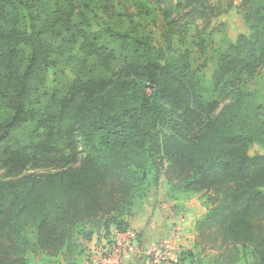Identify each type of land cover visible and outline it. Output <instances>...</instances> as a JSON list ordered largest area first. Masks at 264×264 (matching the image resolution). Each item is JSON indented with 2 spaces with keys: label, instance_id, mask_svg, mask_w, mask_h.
<instances>
[{
  "label": "trees",
  "instance_id": "1",
  "mask_svg": "<svg viewBox=\"0 0 264 264\" xmlns=\"http://www.w3.org/2000/svg\"><path fill=\"white\" fill-rule=\"evenodd\" d=\"M124 4L156 11L160 35L214 10L179 0L185 14L169 19L158 0H0V264H81L91 238L129 227L163 162L172 190L207 196L196 229L210 264H264V0H241L250 34L216 52L211 100L188 48L161 57L135 28L93 30ZM52 70L70 76L48 85ZM177 263L205 264L192 249Z\"/></svg>",
  "mask_w": 264,
  "mask_h": 264
},
{
  "label": "rangeland",
  "instance_id": "2",
  "mask_svg": "<svg viewBox=\"0 0 264 264\" xmlns=\"http://www.w3.org/2000/svg\"><path fill=\"white\" fill-rule=\"evenodd\" d=\"M158 1L161 3L160 8L165 10L166 15H168L166 18L169 19L175 18L179 14H185L187 10L177 8L176 5L179 0ZM240 4L241 0H207L206 6L212 7L214 10L212 12L209 10L206 11L204 16H196L194 21L186 28V31L178 34L175 33L174 26L166 25V27L164 26L163 33L160 35L157 30L158 26L161 25L162 18H160L156 11L154 12L153 9H150L148 15H143V13L132 12V9L125 7L128 6L126 4L121 5L123 7L117 6L114 10L115 14L121 15L120 17L113 16L108 18L100 14L98 18L93 21L92 26L94 28L93 30H99L107 26L119 27L120 30L135 28L134 31H137L140 36L148 35L150 37L152 52L157 56H167L175 51L188 48L190 51L191 65L195 74L197 76H204L203 80L205 84L203 95L206 100H211L213 98L211 77L216 66V52L221 51L228 43L235 42L240 34H250V25L243 17ZM181 18L182 23L185 24V20L187 19L186 16L181 15ZM120 64V60L116 59L112 66L117 69ZM66 72H68V70ZM66 72L64 71V74L61 75L57 70H52L50 74H48L47 84H54V80L58 79L57 75L59 74L61 77L66 74L70 76V74ZM257 83L261 87L264 95V75L257 79ZM262 151L263 149L258 145H252L250 147L251 153ZM166 172L167 163L163 162L160 165L158 185L154 189L152 187L148 189L147 198L144 199L137 208L149 206V208H168L170 211L172 215L171 219L163 226V228H165L164 237L155 241L151 247L146 249V251H151L154 247L157 248L162 245L168 250L169 257L156 261L154 260L156 259L154 253H150L148 256H143L142 254L141 256L146 257L145 259L149 262H154L153 264H155V262H167V264H169L172 262V258H175V264H178L177 257L179 253L182 250L192 249L196 252H201L205 264H210V254L212 252L209 249L203 251V244L197 245L199 238L196 229V222L201 220L208 211L207 202L205 200L207 196L200 192H176L172 190ZM3 176L4 170L0 166V178ZM129 230L132 229L129 228ZM132 231L135 232L134 230ZM118 233L119 231L115 229L113 236H109V238L115 239ZM136 236L138 237L137 233ZM94 237H96L94 238L95 240L91 238V240L86 243L87 251L82 255L83 260L81 264L94 263L100 256L99 248L104 244L109 246L112 245V242H107L109 238L105 239L103 236ZM136 247L138 249L142 248V244L139 246L138 238L136 240ZM93 250H97V253H95L97 257L94 259V262L93 260L91 261ZM250 260V256H245L241 258V263H246Z\"/></svg>",
  "mask_w": 264,
  "mask_h": 264
},
{
  "label": "crops",
  "instance_id": "3",
  "mask_svg": "<svg viewBox=\"0 0 264 264\" xmlns=\"http://www.w3.org/2000/svg\"><path fill=\"white\" fill-rule=\"evenodd\" d=\"M171 216L172 215L168 208H149V206H146L145 208H139L133 213L132 216L127 219L129 223V227L127 229L130 228L138 234L140 243L142 244L141 249L146 250L151 247L155 241L164 237L165 228H163V226L171 219ZM113 231L115 232L114 226L110 228V236H113ZM94 238L96 237H93V240H95ZM95 253H97V250H93V257L91 259L93 262L97 257ZM141 255V253L137 254V252H129L125 255L122 264L154 263L147 261V259H145L146 257ZM171 261L172 262L169 264H174L175 258H172ZM155 264H167V262H155Z\"/></svg>",
  "mask_w": 264,
  "mask_h": 264
},
{
  "label": "built area",
  "instance_id": "4",
  "mask_svg": "<svg viewBox=\"0 0 264 264\" xmlns=\"http://www.w3.org/2000/svg\"><path fill=\"white\" fill-rule=\"evenodd\" d=\"M113 240V241H112ZM137 236L132 230L125 229L119 231L115 239H111V246L104 244L99 248L100 256L93 264H121L122 259L129 252L137 251L145 256L150 253H154L156 256V261L159 259H167L169 257V252L164 246L154 247L151 251L141 250L136 247Z\"/></svg>",
  "mask_w": 264,
  "mask_h": 264
}]
</instances>
